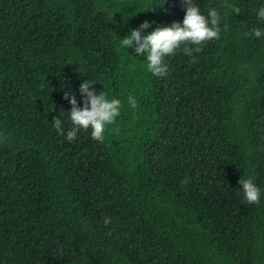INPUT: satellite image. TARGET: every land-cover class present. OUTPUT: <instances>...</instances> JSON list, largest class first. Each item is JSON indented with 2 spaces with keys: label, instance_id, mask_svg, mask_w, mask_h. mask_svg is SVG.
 I'll return each instance as SVG.
<instances>
[{
  "label": "trees",
  "instance_id": "1",
  "mask_svg": "<svg viewBox=\"0 0 264 264\" xmlns=\"http://www.w3.org/2000/svg\"><path fill=\"white\" fill-rule=\"evenodd\" d=\"M194 2L220 39L157 77L121 39L181 0H0V264H264V0ZM86 79L121 101L103 142L66 138Z\"/></svg>",
  "mask_w": 264,
  "mask_h": 264
},
{
  "label": "clouds",
  "instance_id": "2",
  "mask_svg": "<svg viewBox=\"0 0 264 264\" xmlns=\"http://www.w3.org/2000/svg\"><path fill=\"white\" fill-rule=\"evenodd\" d=\"M181 2L186 8L182 23L172 22L170 26L157 27L147 35H142L143 30L150 27V23L144 21L137 29L131 30L129 35L121 39V45L125 49L134 46V52L137 55L146 54L147 70L154 76L160 77L167 74L168 66L164 62V57L174 55L182 45L184 54L193 56V53L202 51L206 42L220 39L221 16L216 9L209 10L205 16L201 14L194 0H181ZM224 6L229 7V5ZM232 10L236 14L241 11L239 7H233ZM257 16L264 20V7L259 8ZM249 34L259 38L264 35V29L252 28L250 33H245V36ZM193 62H195L194 57ZM94 84L86 79L79 86V92L83 97V107L77 106L75 95H69L67 92L64 95V99H67L71 105L69 113L73 127L66 133L69 142L74 141L81 130L87 132L89 129L92 139L103 142L106 127L114 124L116 117L120 115L121 101L116 98L109 99L104 91L97 94L96 90L91 88ZM128 102L133 109L137 107L134 97L129 96ZM52 121L58 134L63 135L61 119L54 117ZM238 183L248 204L260 202L261 192L252 178L241 177ZM104 223L105 225L110 223V218L106 217Z\"/></svg>",
  "mask_w": 264,
  "mask_h": 264
}]
</instances>
